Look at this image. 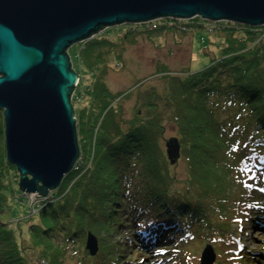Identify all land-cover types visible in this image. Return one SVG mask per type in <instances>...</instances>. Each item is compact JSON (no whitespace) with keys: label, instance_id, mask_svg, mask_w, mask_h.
<instances>
[{"label":"trees","instance_id":"16d2710c","mask_svg":"<svg viewBox=\"0 0 264 264\" xmlns=\"http://www.w3.org/2000/svg\"><path fill=\"white\" fill-rule=\"evenodd\" d=\"M161 21L150 30L129 25L117 40L95 35L84 43L79 67L89 82L78 93L87 104L77 110L71 97L79 160L42 200L37 222L19 227L17 235L9 199L22 193L6 159L0 113V264H203L193 243L206 236L216 245L229 232L222 227L264 200L263 27L227 22L219 59L171 77L183 177L158 143L161 119L137 111L123 123L121 94L103 81L106 57L121 60L130 34L176 31L181 23ZM259 189L263 195L255 199ZM259 204L254 214L264 215ZM89 233L97 240L94 256L85 250ZM234 259L263 264L244 252Z\"/></svg>","mask_w":264,"mask_h":264},{"label":"water","instance_id":"95a60500","mask_svg":"<svg viewBox=\"0 0 264 264\" xmlns=\"http://www.w3.org/2000/svg\"><path fill=\"white\" fill-rule=\"evenodd\" d=\"M197 17L262 27L264 0H0V111L20 192L46 198L78 159L71 104L78 77L67 54L73 44L105 28ZM165 149L169 163H177L178 138ZM85 250H98L90 233Z\"/></svg>","mask_w":264,"mask_h":264},{"label":"rangeland","instance_id":"374dc122","mask_svg":"<svg viewBox=\"0 0 264 264\" xmlns=\"http://www.w3.org/2000/svg\"><path fill=\"white\" fill-rule=\"evenodd\" d=\"M198 19L200 20L198 24L197 22L191 23L192 19H173L181 22L177 25L178 29L176 31L160 30L146 34L136 30L135 33L129 35L121 60H116L111 56H107L105 60L107 74L103 78V81L113 94H121L122 100L119 104L122 106L123 123L133 119L137 111H140L144 118L157 117L161 119V123L165 126L163 135L161 138H158L161 149H165V143L169 138H179L177 124H174L172 119V110L176 109V107L174 108L176 98L174 97V99L172 96L171 77H182L185 74L200 71L221 56V47L224 42L222 29L226 26L227 22H210ZM154 21H160L159 24L164 23L161 19ZM154 21L142 25H146V28L150 30L153 28L151 23ZM128 26L121 25L105 28L97 36L117 40L118 35L124 32V29ZM262 27L264 32V26ZM262 41L264 42V34ZM85 42L75 43L67 51L71 68H74L78 77L74 89L75 94L74 92V95L72 94L77 110L87 104L84 96L78 93L83 91L89 82L88 75L79 67L81 65L80 59H78ZM163 71H167L168 73H163ZM164 74L169 75L166 76ZM175 92L179 94V90H175ZM0 113L3 118L2 111ZM78 160L79 158L76 162ZM175 165L178 176L184 177L185 164L183 160L179 158ZM18 179V177H13V180ZM12 186L16 191V184L13 183ZM254 195L255 199H258L263 194L259 189L257 190V195ZM43 199L44 197L37 194L23 193L19 200L16 198L13 200L9 199L13 208L10 219L14 223L13 229L16 235L18 234L17 230L19 227L24 231L26 230L27 223L37 222L38 210ZM258 200L254 204L255 210L259 202V206L264 208V200ZM128 206L126 208L127 212H129ZM255 210L253 212L249 211L240 220H237L238 218L236 217L233 218L230 227H222V229L229 232L228 234L223 233L219 235L223 240L220 239L216 245L212 241L205 240L206 236H204L203 242L200 239L193 243L192 247L194 249L197 248V251L199 250L198 256L202 257L204 255L202 258L203 264H240L241 262L235 261L234 258L239 257L241 252H244L248 257L259 259L264 264V256H262L264 254V215H255ZM118 240L123 241L121 239ZM206 250L208 251L206 252ZM210 250L212 251L211 253ZM128 255L129 253L126 256ZM180 256H183L182 253H180ZM195 261L193 262L196 264ZM243 262L245 264V260ZM67 263L73 264V261L67 260ZM162 264L170 263L165 261ZM246 264H250L249 261ZM253 264H255L254 261Z\"/></svg>","mask_w":264,"mask_h":264},{"label":"bare ground","instance_id":"6f19581e","mask_svg":"<svg viewBox=\"0 0 264 264\" xmlns=\"http://www.w3.org/2000/svg\"><path fill=\"white\" fill-rule=\"evenodd\" d=\"M77 83V82H76ZM72 104V103H71ZM203 262V261H202Z\"/></svg>","mask_w":264,"mask_h":264}]
</instances>
